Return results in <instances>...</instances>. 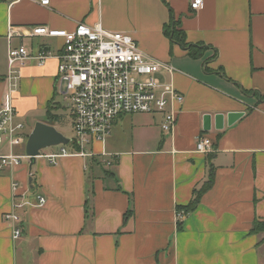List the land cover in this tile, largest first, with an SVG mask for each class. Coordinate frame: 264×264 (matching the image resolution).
<instances>
[{
  "label": "crops",
  "instance_id": "0c3cea01",
  "mask_svg": "<svg viewBox=\"0 0 264 264\" xmlns=\"http://www.w3.org/2000/svg\"><path fill=\"white\" fill-rule=\"evenodd\" d=\"M203 2L193 10L190 0H0V108L9 98L8 45L23 43L35 53L40 47L58 52L63 44L60 36L9 39V24L64 32L78 22L100 23L129 34L147 56L172 66L156 75L183 95L173 103L176 123L169 132L159 112L125 113L114 125L129 115L130 132L111 129L105 156H67L50 164L38 155L31 167L23 161L4 168L0 264H264V230L251 231L255 221H264V0ZM171 18L185 42L197 47L195 56L164 31ZM19 66L11 100L25 128L15 153L23 152L37 121L63 122L57 60ZM48 106L59 121L49 123ZM228 112L242 115L228 124ZM70 123L73 131L71 113ZM199 136L206 152L195 149ZM6 153L8 146L0 145ZM209 165L213 183L185 212L181 207L207 180ZM13 181L32 202L45 198L39 207L15 210L17 239L3 220L12 209ZM178 211L184 212L180 219Z\"/></svg>",
  "mask_w": 264,
  "mask_h": 264
},
{
  "label": "built area",
  "instance_id": "2783aa9c",
  "mask_svg": "<svg viewBox=\"0 0 264 264\" xmlns=\"http://www.w3.org/2000/svg\"><path fill=\"white\" fill-rule=\"evenodd\" d=\"M47 5L49 0H38ZM203 0H190L193 10L202 7ZM12 36H60L63 44L58 52L40 47L32 53L25 44L8 45L7 74L9 98L0 108V145L8 146V153L0 154V173L4 168L18 166L29 161V156L15 153L13 147L23 141L25 125L15 119L16 110L12 104L11 93L19 85V65L34 60L43 65L50 58L57 60L58 92L67 100L73 123V135L67 145H57L52 152H40L50 164L67 156L95 157L107 155L104 143L110 135L114 120L125 113H154L162 116L161 128L169 132L174 127L175 107L181 103L183 95L176 91L172 83H164L157 73L161 69L172 72L173 68L147 56L137 47L134 39L126 33L104 29L100 23L90 26L78 22L72 31L57 32L46 25H34L19 29L8 25L6 37ZM96 142L101 144L95 150ZM195 149L206 152V140L199 136ZM109 164V162H107ZM12 209L4 212L3 220L11 223L12 237L21 235L19 215L16 209L24 206L39 207L45 198L39 195L32 202L26 197V191L19 193L17 182L12 183ZM183 211L176 217L182 218Z\"/></svg>",
  "mask_w": 264,
  "mask_h": 264
},
{
  "label": "water",
  "instance_id": "95a60500",
  "mask_svg": "<svg viewBox=\"0 0 264 264\" xmlns=\"http://www.w3.org/2000/svg\"><path fill=\"white\" fill-rule=\"evenodd\" d=\"M242 115V112H228L227 123L231 124ZM223 115L218 114L216 119L222 120ZM24 152L29 156V167L34 164L40 151L53 145H67L71 142L70 137H65L53 124L37 121L34 128L27 136ZM31 182V177L28 179ZM31 184V183H30Z\"/></svg>",
  "mask_w": 264,
  "mask_h": 264
},
{
  "label": "trees",
  "instance_id": "16d2710c",
  "mask_svg": "<svg viewBox=\"0 0 264 264\" xmlns=\"http://www.w3.org/2000/svg\"><path fill=\"white\" fill-rule=\"evenodd\" d=\"M172 25V26H171ZM164 31L169 33V35H171L172 39L176 40L177 42L183 44L184 46H186L189 51L191 52L192 56L196 55V49L197 47L192 46L188 43L185 42V34L184 32L178 30L175 28V21L172 20L171 18V22H170V26L166 28H164ZM46 116L47 119L49 121V123H52L54 121H59L61 118V115L58 113H54L53 109L50 108L49 106L46 108ZM207 180L200 186V188L198 189H194L192 194L193 198L186 204V206H182L181 209H184V211L188 212L194 209V207L197 205L198 203V199L200 197V194L202 191H204L205 189H207L208 187L211 186V184L213 183V166L209 165V170H208V175H207ZM128 213H130V209H128ZM127 215V214H126ZM260 230H264V221H255V223L253 224V227L251 229L252 232H259Z\"/></svg>",
  "mask_w": 264,
  "mask_h": 264
},
{
  "label": "rangeland",
  "instance_id": "374dc122",
  "mask_svg": "<svg viewBox=\"0 0 264 264\" xmlns=\"http://www.w3.org/2000/svg\"><path fill=\"white\" fill-rule=\"evenodd\" d=\"M55 84H56V93H57L56 99H57V101L60 104V108H59L60 110H58V111H59V113L63 114L62 115L63 116L62 117L63 118L62 124H58L57 123L56 127L58 129H60L59 131L65 137L66 136L67 137H71L73 131L71 129V123H70V110L66 106L67 100L64 99L63 95L58 92V84H57V82ZM124 118L125 119L123 121H121L122 123L120 121H118L120 123H118L117 125H113L112 130H113L114 127L117 126V129L118 128L123 129L124 133H126V135L128 136V133L130 132V127H131V124L129 122V115H126ZM27 130H28V126H27ZM57 148H58L57 145H53L52 147L45 148V150L48 152V151L56 150Z\"/></svg>",
  "mask_w": 264,
  "mask_h": 264
}]
</instances>
